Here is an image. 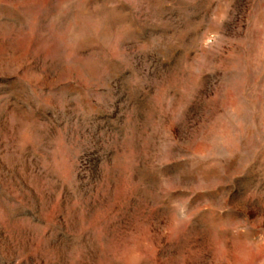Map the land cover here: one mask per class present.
Wrapping results in <instances>:
<instances>
[{
    "label": "rangeland",
    "instance_id": "obj_1",
    "mask_svg": "<svg viewBox=\"0 0 264 264\" xmlns=\"http://www.w3.org/2000/svg\"><path fill=\"white\" fill-rule=\"evenodd\" d=\"M0 264H264V0H0Z\"/></svg>",
    "mask_w": 264,
    "mask_h": 264
}]
</instances>
